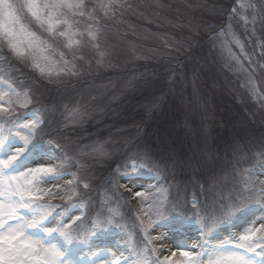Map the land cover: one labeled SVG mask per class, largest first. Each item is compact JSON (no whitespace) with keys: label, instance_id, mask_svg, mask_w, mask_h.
<instances>
[{"label":"rangeland","instance_id":"rangeland-1","mask_svg":"<svg viewBox=\"0 0 264 264\" xmlns=\"http://www.w3.org/2000/svg\"><path fill=\"white\" fill-rule=\"evenodd\" d=\"M13 1L18 7V20L12 25L16 38L0 30V44L21 65H15L17 71L0 64V108L7 107L3 102L15 100L21 110L12 136L3 137L10 155L25 146L14 175L42 166L54 170L34 178L33 186L43 198L33 203L28 209L31 215L24 219L39 222L36 230L50 237L57 234L65 245L83 249L86 255L94 251V243L120 246L125 264H187L180 252L172 256L171 249L196 254L214 241L211 247L216 254L224 241L235 244L245 234L238 229L245 218L264 217V171L260 172L264 165V0ZM31 3L38 5L39 19L29 10ZM43 53L50 54L42 59ZM24 76L28 79L20 83ZM2 83L13 90H5ZM56 86L66 92L62 96L57 90L45 92ZM159 93L166 95L165 102L159 101ZM44 96L53 99L43 101ZM160 105L163 110L153 116ZM39 113L51 124L47 134L52 133L54 143L61 141L66 126L106 129L91 138L64 137L70 140L64 139L67 172L77 177L78 189L73 179H53L50 174L56 172L57 161L32 146L31 129L36 136L41 134ZM191 154L195 161L190 160ZM135 164L160 173L165 187L160 190L158 179L142 176L141 169L127 168ZM109 165L116 166L110 170ZM125 173L132 175L121 178ZM115 175L120 184L116 187L110 181L116 195L112 198L104 188ZM89 188L96 190L99 200L88 198ZM79 198L96 214L83 235L71 228L89 218L87 208L84 214L76 207ZM251 200L255 202L251 210L214 233L213 239L200 232L205 229L200 216L208 218L210 228L218 227L243 213ZM129 201L146 231L142 250H138L139 240L133 239L138 236L126 227L131 220L120 214L122 208L131 211L126 208ZM66 203L69 209L64 212L61 207ZM257 206L263 211L256 213ZM26 236L43 243L39 237ZM137 250L144 260H138ZM258 253L264 264V249Z\"/></svg>","mask_w":264,"mask_h":264},{"label":"snow or ice","instance_id":"snow-or-ice-1","mask_svg":"<svg viewBox=\"0 0 264 264\" xmlns=\"http://www.w3.org/2000/svg\"><path fill=\"white\" fill-rule=\"evenodd\" d=\"M28 7L32 15L39 19L38 5L31 3ZM45 7H55V5H45ZM16 12L17 6L10 0H0V30L7 32L12 39L16 38V32L12 27L18 20ZM22 151L23 149H17L15 154L9 155L7 159H0V264H62L59 259L62 253L57 248L46 247L40 240L26 236V230L38 226L39 222L21 218L19 210L31 209L35 201L43 198L39 189L33 186L34 178L39 174L53 173L54 170L42 166L30 168L28 172H21L19 175H7L5 169L13 165ZM29 175L33 177L32 180L28 179ZM48 231L51 232L53 229ZM61 234L66 240H72L64 232L61 231ZM228 243L229 241H224V244ZM235 246L243 251L218 252L207 261H203L200 255L197 256L189 251H181L180 255L186 258L187 264H254L245 253L262 255L257 253L256 249L258 247L264 249V236L253 237L249 230L248 234L239 236ZM112 264H119V261H113Z\"/></svg>","mask_w":264,"mask_h":264},{"label":"bare ground","instance_id":"bare-ground-1","mask_svg":"<svg viewBox=\"0 0 264 264\" xmlns=\"http://www.w3.org/2000/svg\"><path fill=\"white\" fill-rule=\"evenodd\" d=\"M245 225H246L245 228L242 229V231L245 230V235L248 234L249 230H251L252 235L255 234L256 232L260 231V230H262L264 232V225L261 224L258 217H254L253 219L249 220V222ZM49 246L57 248L62 253V255L59 258L60 261L62 262V264H79L76 260H71V259L65 258L63 250L61 248H59L57 245L51 244ZM94 249H96L97 251H100L102 249V246L95 245ZM106 250L109 253L108 257L101 259V260H98V261L94 262L93 264H112L113 261H116V260L120 261L121 260L119 249H117L116 246H108L106 248ZM171 252H172V254H175L176 250L171 249ZM80 256H82V255H80ZM208 259L209 258H207L206 261Z\"/></svg>","mask_w":264,"mask_h":264}]
</instances>
